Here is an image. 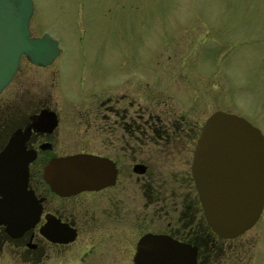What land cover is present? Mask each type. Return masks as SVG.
Masks as SVG:
<instances>
[{
  "label": "flooded vegetation",
  "instance_id": "obj_1",
  "mask_svg": "<svg viewBox=\"0 0 264 264\" xmlns=\"http://www.w3.org/2000/svg\"><path fill=\"white\" fill-rule=\"evenodd\" d=\"M56 59L43 65L24 54L0 93L6 92L0 102V264H192L193 257L195 264H240L227 246L238 237L224 238L209 225L194 179L203 125L198 134L195 123L179 129L174 111L153 91L144 104L139 76L135 82L123 77L120 90L111 78L93 79L90 101L64 108L52 92L62 88L54 72H44L39 83L30 76L32 67L47 69ZM78 153L97 159L104 182L61 193L46 167ZM15 158H31L17 183L11 182L20 164ZM15 185L21 190L17 214ZM15 219L35 221L21 229L11 225Z\"/></svg>",
  "mask_w": 264,
  "mask_h": 264
},
{
  "label": "rangeland",
  "instance_id": "obj_2",
  "mask_svg": "<svg viewBox=\"0 0 264 264\" xmlns=\"http://www.w3.org/2000/svg\"><path fill=\"white\" fill-rule=\"evenodd\" d=\"M33 4L32 33L51 35L62 51L51 67H32L30 76L39 83L44 72H54L62 88L57 85L52 92L64 108L90 101L94 80L111 78L113 89L120 90L123 77L135 82L139 76L144 104L146 92L161 95L179 129L190 130L195 123L192 133L198 134L213 112L223 110L245 117L264 133V0ZM231 242L227 246L236 250L237 262L264 264V210Z\"/></svg>",
  "mask_w": 264,
  "mask_h": 264
},
{
  "label": "water",
  "instance_id": "obj_3",
  "mask_svg": "<svg viewBox=\"0 0 264 264\" xmlns=\"http://www.w3.org/2000/svg\"><path fill=\"white\" fill-rule=\"evenodd\" d=\"M33 12V0H0V93L12 80L24 54L34 63L48 65L62 51L51 35H32ZM19 159L15 158L20 164L16 162L11 172L13 183L24 180L28 173L31 158ZM97 162L87 153L54 158L46 167V177L64 194L89 189L104 182ZM193 175L213 230L224 238L245 233L258 222L264 210L263 131L241 115L223 110L213 112L201 130ZM20 193L16 185L11 187L15 214L20 213ZM34 221L15 219L11 225L26 229ZM141 256L144 254L140 252L142 259ZM195 262L193 257L192 264Z\"/></svg>",
  "mask_w": 264,
  "mask_h": 264
}]
</instances>
